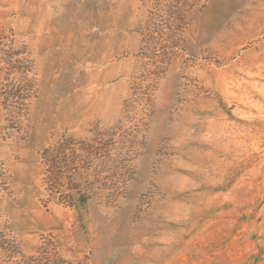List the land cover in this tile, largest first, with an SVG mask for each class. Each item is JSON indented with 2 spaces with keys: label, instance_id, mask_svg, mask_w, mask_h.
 <instances>
[{
  "label": "rangeland",
  "instance_id": "374dc122",
  "mask_svg": "<svg viewBox=\"0 0 264 264\" xmlns=\"http://www.w3.org/2000/svg\"><path fill=\"white\" fill-rule=\"evenodd\" d=\"M164 9L0 0L36 73L0 142V226L26 254L50 241L43 264H264V0H199L183 22ZM116 124L133 142L114 174L89 176L115 194L49 195L42 149Z\"/></svg>",
  "mask_w": 264,
  "mask_h": 264
},
{
  "label": "trees",
  "instance_id": "16d2710c",
  "mask_svg": "<svg viewBox=\"0 0 264 264\" xmlns=\"http://www.w3.org/2000/svg\"><path fill=\"white\" fill-rule=\"evenodd\" d=\"M199 0H164L165 11L173 19L183 22L181 11ZM185 4L186 7L181 8ZM178 11V15H177ZM35 63L25 44L18 45L12 29L0 25V142L14 131L22 128V117L26 115L29 101L36 96ZM131 133L120 130L119 124L108 129H96L90 136L76 137L63 133L41 151L45 172V190L49 195L58 194V200L66 206L75 205L77 199L86 201L96 194L98 188L108 189L107 195L116 190L108 183L96 186L89 176L99 177L103 171L114 174L121 165V154L128 141L133 142ZM82 178V181L74 177ZM7 172L0 161V192L7 193ZM52 243L46 239L36 245L35 252L26 254L18 241L0 226V264H43L49 253L56 256Z\"/></svg>",
  "mask_w": 264,
  "mask_h": 264
}]
</instances>
